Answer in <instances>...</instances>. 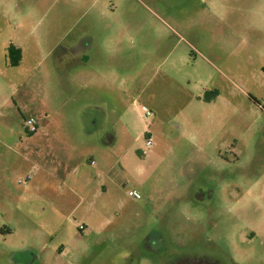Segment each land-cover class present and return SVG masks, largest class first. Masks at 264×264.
Wrapping results in <instances>:
<instances>
[{
  "label": "rangeland",
  "instance_id": "374dc122",
  "mask_svg": "<svg viewBox=\"0 0 264 264\" xmlns=\"http://www.w3.org/2000/svg\"><path fill=\"white\" fill-rule=\"evenodd\" d=\"M92 45L121 70L97 133L79 142L72 98L58 113L90 189L44 188L10 91L31 72L39 106L53 56ZM1 153L0 264H264V0H0Z\"/></svg>",
  "mask_w": 264,
  "mask_h": 264
},
{
  "label": "crops",
  "instance_id": "0c3cea01",
  "mask_svg": "<svg viewBox=\"0 0 264 264\" xmlns=\"http://www.w3.org/2000/svg\"><path fill=\"white\" fill-rule=\"evenodd\" d=\"M17 48L22 52L21 47L18 46ZM89 48L90 46L86 47V50L81 49L79 52L63 48L62 51L53 56L51 72L49 75L47 74L49 86L45 91V101L39 106L34 103L33 86L26 85L32 76L31 72H26L20 86L14 87L10 91L11 97H15L13 104L18 115L22 117V121L29 117L37 119V128L32 131L27 142L25 143L22 137L19 138L18 142L20 146L25 145L23 152L21 151L23 160L27 161L24 164L25 167L22 168L25 174L24 178L27 176L29 180L30 175L34 179L41 177L44 188H46L45 182H48L49 176H51V170L59 174L55 175V178L70 177L73 173L78 172L80 178L85 181V183L79 184L84 187L83 189H90L88 183L90 178L93 180L92 174L81 167L82 159L78 163L69 164V153L74 148L72 144L74 136L67 127L70 120L58 117L59 106H63L68 98H72L75 103L74 107L78 110V116L71 122L78 127L79 142L88 144L101 124L99 110L102 109V104L110 101L105 93L114 92L117 89L115 88V78L116 75L121 74V70L117 72L109 67H100L99 58L101 55L93 52V45L92 51H89ZM53 50L54 48L51 47L48 51L49 54ZM20 61L21 58L14 66H18ZM120 88L121 86L118 89ZM59 125L63 126V129L58 128ZM20 146H18L19 149ZM7 147L9 146L7 145ZM14 153L18 155L19 152L14 150ZM0 156L3 157L4 154L1 153ZM35 158L41 159L42 163L44 162V167H48V169L39 167V164L37 166ZM93 162L90 160V163ZM31 182L25 187L28 188ZM32 183L31 185L34 186V182ZM36 187L38 188V186Z\"/></svg>",
  "mask_w": 264,
  "mask_h": 264
},
{
  "label": "built area",
  "instance_id": "2783aa9c",
  "mask_svg": "<svg viewBox=\"0 0 264 264\" xmlns=\"http://www.w3.org/2000/svg\"><path fill=\"white\" fill-rule=\"evenodd\" d=\"M24 123H25V125H27L29 127V130L30 131H34L37 128L36 120L33 117H29L28 119H26L24 121ZM145 145L146 146L150 145V140L148 138L145 141ZM25 179H28V177L25 178ZM19 182H22V180H19ZM127 195L130 196V197H132V198H134V199H139L141 197L139 191H137L136 189H129L127 191ZM78 228L79 229H83L84 228V225L79 224L78 225Z\"/></svg>",
  "mask_w": 264,
  "mask_h": 264
},
{
  "label": "trees",
  "instance_id": "16d2710c",
  "mask_svg": "<svg viewBox=\"0 0 264 264\" xmlns=\"http://www.w3.org/2000/svg\"><path fill=\"white\" fill-rule=\"evenodd\" d=\"M8 52H9V56H11V57H13L12 58V64L13 65H15V64H17L18 63V61H19V57H20V50H19V48H17V47H15V46H10L9 48H8ZM211 92H213V93H215V91H211ZM205 100H210V99H205ZM255 101V100H254Z\"/></svg>",
  "mask_w": 264,
  "mask_h": 264
},
{
  "label": "flooded vegetation",
  "instance_id": "af4514ba",
  "mask_svg": "<svg viewBox=\"0 0 264 264\" xmlns=\"http://www.w3.org/2000/svg\"><path fill=\"white\" fill-rule=\"evenodd\" d=\"M171 264H219V262L218 261H214V260H188V262H183V261H181V262H178V261H175V262H173V263H171Z\"/></svg>",
  "mask_w": 264,
  "mask_h": 264
}]
</instances>
